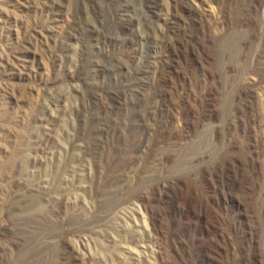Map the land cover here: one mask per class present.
Masks as SVG:
<instances>
[{
	"label": "rangeland",
	"instance_id": "1",
	"mask_svg": "<svg viewBox=\"0 0 264 264\" xmlns=\"http://www.w3.org/2000/svg\"><path fill=\"white\" fill-rule=\"evenodd\" d=\"M0 264H264V0H0Z\"/></svg>",
	"mask_w": 264,
	"mask_h": 264
}]
</instances>
